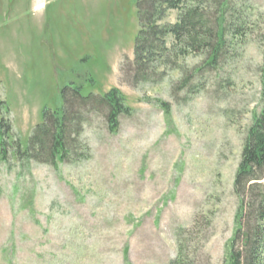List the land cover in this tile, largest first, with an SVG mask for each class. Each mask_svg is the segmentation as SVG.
<instances>
[{"label":"rangeland","instance_id":"obj_1","mask_svg":"<svg viewBox=\"0 0 264 264\" xmlns=\"http://www.w3.org/2000/svg\"><path fill=\"white\" fill-rule=\"evenodd\" d=\"M233 2L247 16L245 44L230 49L221 78L178 103L185 94L170 89L179 72L132 84L121 71L134 60L139 0H0V121L11 129L6 160L0 146V264H170L177 229L196 218L197 259L223 264L243 140L263 91L264 0ZM177 17L171 11L163 23ZM69 88L118 89L133 113L118 133L89 116L87 160L54 167L16 158L44 112L62 111Z\"/></svg>","mask_w":264,"mask_h":264},{"label":"trees","instance_id":"obj_2","mask_svg":"<svg viewBox=\"0 0 264 264\" xmlns=\"http://www.w3.org/2000/svg\"><path fill=\"white\" fill-rule=\"evenodd\" d=\"M138 8L141 30L134 60L127 59L121 71L132 84L161 83L169 72H179V80L170 89L173 98L185 94L178 103L205 92L207 80L213 74L221 78L218 73L228 60L230 49L244 45L247 39V16L244 8H237L233 0H139ZM171 11H178L177 22L163 23ZM169 38L173 40L171 45ZM190 55L202 56L203 60L192 68L186 67L183 62ZM261 79V111L254 116L243 140L234 179L238 199L236 227L223 264H264V64ZM164 105L169 109L167 103ZM132 113L118 89L89 96H83L79 89H66L62 111L46 110L25 150L18 143L15 156L21 161L54 167L87 160L91 151L81 138L89 116H104L109 130L118 133L121 117ZM10 135V125L1 120L3 160L7 159ZM198 228L196 218L191 228L177 229L178 252L170 264H200L195 243ZM205 264H211L210 257L205 258Z\"/></svg>","mask_w":264,"mask_h":264}]
</instances>
